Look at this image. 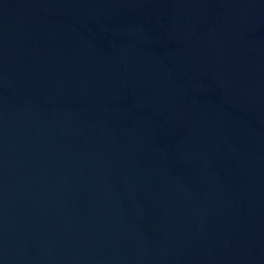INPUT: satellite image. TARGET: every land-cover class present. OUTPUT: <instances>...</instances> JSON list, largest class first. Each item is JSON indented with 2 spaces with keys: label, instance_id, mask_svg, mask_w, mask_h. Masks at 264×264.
Here are the masks:
<instances>
[{
  "label": "water",
  "instance_id": "water-1",
  "mask_svg": "<svg viewBox=\"0 0 264 264\" xmlns=\"http://www.w3.org/2000/svg\"><path fill=\"white\" fill-rule=\"evenodd\" d=\"M0 264H264V0H0Z\"/></svg>",
  "mask_w": 264,
  "mask_h": 264
}]
</instances>
